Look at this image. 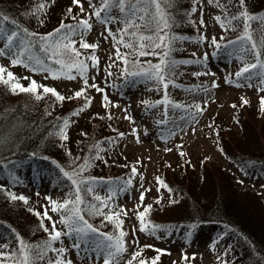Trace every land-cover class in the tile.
Listing matches in <instances>:
<instances>
[{
  "label": "trees",
  "instance_id": "16d2710c",
  "mask_svg": "<svg viewBox=\"0 0 264 264\" xmlns=\"http://www.w3.org/2000/svg\"><path fill=\"white\" fill-rule=\"evenodd\" d=\"M39 3L40 0H0V12L10 17L8 21L4 22L6 29L17 30L19 28L21 35H24L22 29L25 27L41 35L51 32L62 21L65 23L72 22L66 14L69 5L72 6L73 13L77 15V18L83 16L82 12L79 11V7L72 4V0H46L42 11H32ZM229 3L230 0H222V4L227 6V12L234 15L239 11L236 0H231L230 6ZM245 3L250 13L264 17V0H245ZM192 7L193 0H174V7L167 9L168 13L175 17V20L170 23V28L164 29V31L174 34L175 38L170 44L172 49L170 56L164 58L175 59L177 64L166 76L168 81L166 89L162 82L157 85L154 79H147L143 74L133 76L124 73V76L135 77L144 82L151 95L160 100H164L165 95L168 98L170 96L169 92L177 93L181 87L192 85V83L189 84L185 81L186 75H188L187 72L192 68L191 65L197 61V55L189 45L190 42L196 41L201 35L203 36L202 27L194 18L197 9L191 11ZM195 7H198L197 3ZM112 11L119 14L118 9ZM218 16L221 17L220 22L222 24L225 10L221 8ZM13 20L17 23H12ZM233 23L237 24L235 29L221 26L222 30L214 37L224 47V51L230 52L231 59L235 60V67L240 69L245 62H254V57L249 52L244 56V59L240 58L239 41L235 45L225 43L226 40H233L236 36L242 34L243 23L241 21H233ZM250 24L251 29L254 30L252 35L259 43L261 22L259 19H252ZM117 35L119 38V31ZM74 38L77 39V36ZM125 39L130 38L125 36ZM120 44L122 45L121 55L129 53L127 59L129 60L130 72L134 67L138 70V67H147L149 62L156 64L161 60L159 55L133 54L131 49L122 43ZM33 47L35 54L43 59L45 54L40 48L39 40ZM79 50L82 53L80 59L87 61L85 51L81 48ZM146 51L151 53L153 49L149 48ZM155 51L163 53L164 49L158 47ZM137 59L141 62L140 65L133 66L131 62ZM119 63L123 69L124 62L120 60ZM45 65H51L53 68L59 67L55 61H47L46 59ZM206 66L208 67V65ZM8 92L6 94L4 91L0 94V184L4 185L9 192L22 193L29 197V200L24 202L18 198L12 199L5 191L0 190V241L2 240L0 244L7 243L10 245V247L3 250L16 251L19 248L17 233L28 242H41L48 238V233L40 227V221L43 219L44 224L49 228L52 221L48 220L47 217L38 216L31 210L36 209L41 213L45 210L48 211L44 199L39 196L36 189H38L41 182L46 181L54 187L65 189L67 193L72 190V198L74 199V186L71 180L63 175L54 161H58L60 165L68 168L74 167L75 165L69 164V160L79 156L80 160L76 162L80 163L84 157L96 150L95 148L90 149L89 145H94L97 141L101 146L100 158H95L91 166L80 174L94 178L91 185L92 192L86 191L87 183L82 185L81 195L85 203L81 207L84 209L85 218L89 223L100 229L99 233H89L94 242L104 239L103 232L118 235L119 229L116 224L113 221L104 219L103 214L106 211V203L103 208H100L99 205L103 201L95 198L98 194L96 188L103 183L107 186L113 184L114 181L124 182L129 176H133L129 165L126 166L127 169L120 177L113 178L111 176L112 173L115 175L114 171L117 165L121 164L119 154L112 153L113 146L121 137L117 133L122 132V128L115 122L114 116L110 113L111 118H108L109 112H103L92 103V100L87 107L80 110L78 106L84 102L83 95L75 97L72 95L73 93H65L64 96H72V98L57 100L52 93L42 94L47 96V99H37L35 94L27 91H21L19 94L13 91L11 93L9 90ZM86 94L89 95L87 91ZM260 108V104L251 106L248 104L241 107L235 118V123L238 122V127H240L238 132L240 136L226 142L223 145V150L231 159L236 158L240 162L249 161L261 174L264 171V110ZM251 110L254 113L256 112L259 118L257 126L247 120V111ZM64 117L68 118L66 125L64 124ZM232 123L234 122L229 120L222 127H219L215 122L212 128L215 129L216 133L218 132L217 135H220L221 140L225 141L227 139L226 132L230 129ZM61 126L65 129L67 139H61L59 134ZM69 151L72 153L71 157L68 154ZM33 152H36L35 156L32 155ZM207 156L205 155L206 158ZM158 157H160L161 162L159 163L161 169L158 176L167 184V189L170 188L173 192L178 190L179 201L176 204L164 206L162 203L165 201L154 200L150 203L152 207L146 212L144 220L149 225L164 221L160 224L164 227L204 226L208 230L216 234L220 232L223 237L228 238L229 250L234 255L241 256L244 260L242 262L227 260L229 264H264V200L252 198L248 194L250 193L249 190L246 192L238 191V182L231 177V180H229V176H219L220 172L217 168L204 164L205 161L211 160V158L202 160L205 158L204 156L199 161H203L202 166L199 164L195 166L202 170L199 174L202 178H206L207 184L210 185V193L202 201H199V198L193 199V190L188 188L192 177L186 179L191 175L190 170L195 171L190 166V161L185 158L181 159V155L178 156V152L174 150L171 153L168 152L167 157H164V152H160ZM11 166L13 170L10 169ZM29 167L30 169H28ZM4 171L12 176L10 182L4 179ZM3 180L5 184L2 182ZM177 181H179V184H176ZM30 184L36 185V189L29 190L28 185ZM93 204L97 206L100 215L93 212L91 207ZM154 207L155 212L150 211ZM157 210L165 212L163 215L170 213L172 218L166 216L164 220L156 221ZM61 242L56 240L53 244L59 248L63 245V242L62 245ZM55 255L56 253L51 251L46 254L50 258H55ZM155 255L149 254V256H146L145 260L148 264H151V258ZM0 259L8 260L7 257H0ZM224 260L225 258L216 260L215 264H221ZM36 264H47V259L42 262L38 261ZM156 264L169 263L159 255Z\"/></svg>",
  "mask_w": 264,
  "mask_h": 264
},
{
  "label": "rangeland",
  "instance_id": "374dc122",
  "mask_svg": "<svg viewBox=\"0 0 264 264\" xmlns=\"http://www.w3.org/2000/svg\"><path fill=\"white\" fill-rule=\"evenodd\" d=\"M82 2L84 7L82 14L86 16L91 12L88 7L89 0H82ZM96 2L99 3V0ZM219 2L222 3V0ZM196 3L198 7L194 18L199 22L203 36L207 39L198 38L196 41L190 42L189 47L196 52L197 61L191 65L192 68L187 72L185 82L192 83V85L181 87L177 93L169 92L167 103L165 100L152 96L144 82L135 77L124 76L122 65L119 63L120 59L115 55L117 50L122 53V45L117 35L118 28L122 25L121 22L111 21L107 26L115 34V38L112 33L106 31L105 25L95 16H91L90 19L91 29L85 32V39L89 43L98 45L96 49L81 48L87 54L89 85L96 83L103 90L97 91L95 88L85 86L86 91L92 97L93 104L103 112H109L114 116L115 122L124 133L112 148V153L119 154V161L122 165H117L114 171L115 175L112 173L111 176L113 178L120 177L128 165L132 167L135 164L138 169V172L132 176L130 185L125 186L124 182L114 181L113 184L105 186L103 183L102 187L96 188L99 197L108 198L105 213L117 211L120 213L119 218L123 221L120 228L125 231L124 240L127 249L122 253L119 264H124L131 258L132 252L144 245H153L154 247H142L140 259H145L149 254L157 255V250L163 248L166 251L159 255L169 264H173V262L175 264H215L216 260L221 258L229 261H244L241 256L234 255L229 250L228 238L223 237L220 232L216 234L201 225L167 226L153 229L152 225L144 220L146 230H141L140 218L135 214L137 211L135 206L138 205L139 210H143L145 205L154 200L165 201L162 203L164 206L176 204L179 201L178 190L169 191L167 187L159 185L156 180L161 169L160 157H158L160 152H164V157H167L168 152L171 153L174 150L178 152L179 156L183 150L184 155H181L180 158L190 161V166L195 169V171L190 170L191 175L186 177V179L192 177L188 188L193 190V199L199 198V201H202L210 193V185L207 184L206 178H202L199 174L202 170L195 166L196 164L202 166L203 161L199 162L201 157L208 155L207 160L208 158L211 160L205 161L204 164L217 168L220 172L219 176H229V180L231 177L237 181L238 191L249 190L248 194L252 198L264 200V171L260 174L249 161H241V163L236 158L231 159L223 150V145L226 142L240 136L238 134L240 127H238V122L235 123V118L241 107L248 104L249 106L260 104L259 98L264 96V84L260 83L264 81V75L260 73L264 72V69L257 67L255 70H249L248 73L242 74L241 77H236L235 74L239 69L235 67V60L231 59L230 52L224 51V47L221 45L216 48L212 42V37L222 30L220 20L216 19L221 8L217 6L216 0H212V2L196 0ZM76 13L79 15L77 10ZM112 14L119 15L114 11ZM3 41L4 37L0 35V47L4 46ZM77 41L79 45L78 36ZM92 54L98 57L96 65L91 62ZM0 64L6 65L7 70L15 73L19 83L24 85L30 83L31 79H35L39 84L54 87L62 94L74 93L84 86L78 71H72L71 76L63 74L53 76L47 70L33 72L24 64H10L9 57L2 55H0ZM109 65H111L110 69ZM194 73L199 74L194 75ZM248 75L251 76L250 80L245 79ZM226 77H229L230 80H226ZM213 81L216 82L214 87L212 86ZM0 85V94L4 91L7 94L8 90L12 93L9 86L3 83ZM20 92L21 90L15 91L16 94ZM38 92L44 93L42 88H39ZM104 94L108 95L109 101H103ZM39 98L47 99V96L41 95ZM205 100H207V104L204 103ZM244 100H247V103H244ZM112 101L116 103H111ZM144 101L149 103L146 105ZM194 101L201 104L203 111L193 112L192 108L180 107V105L191 106ZM105 103H108L107 108L104 106ZM253 110L247 111V120L257 126L259 118ZM125 112L134 119L128 120L125 117ZM258 113L260 112L258 111ZM190 117L193 118L190 119ZM229 120L234 123L230 124L231 127L227 130V132L230 131L229 133L224 131L227 139L222 141L220 135H217L218 132L216 133L212 127L215 122L217 126L222 127ZM160 121H165V123H160ZM134 126L137 129L136 134L131 132ZM170 132L171 135H169ZM137 135L139 136L138 140ZM162 136L167 138L162 139ZM181 141L183 143H180ZM137 160L140 161L139 164L135 163ZM10 169L13 170V167L11 166ZM140 174H143V178ZM3 175L4 179L10 182L12 176L6 171ZM2 182L5 184L4 180ZM178 182L176 184H179ZM35 186L28 185L29 190L36 189ZM116 187L125 190L113 194L110 189L114 190ZM36 191L44 199L49 214L56 221V227L64 233L59 239L63 242L62 246L67 249L64 256L70 257L73 264H103V256H97L93 240H90L87 245L81 244L79 249L73 247V244L76 243L75 233L68 234L67 228L59 220L60 213L51 210V203L46 197L50 196L52 199L62 201L68 196L67 191L54 187L46 181L41 182ZM141 191L145 192L142 203L140 200ZM172 200L174 201L170 202ZM119 205H123V209L119 208ZM125 210H127L126 215L123 214ZM150 211L155 212V207ZM156 214V221L164 220L166 216L172 218L170 213L163 215L165 212L157 210ZM161 223L157 222L158 225ZM85 249H87V254ZM225 250H227L226 254H224ZM185 253L188 254L186 259L182 258ZM192 253H196V256L193 257ZM133 264H137L136 260H133Z\"/></svg>",
  "mask_w": 264,
  "mask_h": 264
},
{
  "label": "snow or ice",
  "instance_id": "6c2138e0",
  "mask_svg": "<svg viewBox=\"0 0 264 264\" xmlns=\"http://www.w3.org/2000/svg\"><path fill=\"white\" fill-rule=\"evenodd\" d=\"M212 2V0H209ZM46 0H40V3L35 6L32 11H42L45 7ZM217 6L225 10V16L222 21L221 26L228 28L231 27L235 29L237 24H234L233 21H241L243 23V30L240 36H236L233 40H226L225 43L227 45H235L238 41L239 51L241 53L240 58L244 59V56L251 52L254 57V62H245L243 66L236 72V77H241L242 74L248 73L249 70H255L257 66L261 69H264V17L256 16L253 13H250L247 10L245 0H236V4L238 5L239 11H237L234 15L227 12V6L220 3L219 0H216ZM231 3V0H230ZM229 3V6H230ZM72 4L79 6L80 12L84 11L82 0H72ZM196 0H193V7L191 11H195ZM88 7L91 10L89 14L86 16H81L77 18V15L73 13L72 6L69 5L67 8L66 14L70 17V23H65L64 21L61 24L53 29L51 32L44 33L43 35L39 33H35L30 31L28 28H23L22 32L24 35H21V30L18 28L17 30H8L5 27L4 22L10 19L9 16L0 12V35L4 37L3 47H0V55L9 57L10 64H24L26 67L31 68L33 72H38L42 70H47L53 76L56 75H69L71 76L72 70H77L79 75L82 77V83L84 86L80 87L78 90L74 91L72 94L75 97L84 96V102L80 104L78 107L80 110L87 107L92 97L86 94V87L95 88L97 91H103L98 84L93 83L89 85L88 77H87V68L89 67L88 63L85 60L80 59L82 53L79 50L80 48L84 49H96L98 45L96 43H89L85 39V32L91 29L92 24L90 22L91 16H95L97 20L101 21L105 27L106 31L112 33L111 28L107 27L111 21H119L122 23V27L118 29L120 36L119 42L124 44L127 48L132 50V53H138L139 55H159L161 56V60L156 63H148L147 67H136L130 72L128 64L129 60L127 57L129 53H125L121 55L119 50L115 53L118 59L124 62L123 72L125 74L130 75H139L143 74L147 79H154L159 83H163L165 89L167 88L168 81L166 80V76L172 70V68L177 64L175 59H165L164 57H169L171 52L170 44L172 40L175 38L174 34H170L169 32L164 31V29L170 28V23L175 20V17L171 16L167 9L174 7V0H99V3L96 0H89ZM118 9L119 15H113L112 10ZM217 20H221L220 16L216 17ZM259 19L261 22L260 27V37L259 43L253 37L251 29L250 20ZM43 22L42 20L40 21ZM12 23H17V21L13 20ZM203 23V20H201ZM115 38V34L112 33ZM79 37V45L77 46V39L74 37ZM125 36L130 39H125ZM201 39H207L201 35ZM39 40L40 48L43 50L45 54L42 59L41 56L35 54L34 44ZM212 42L216 46V48L220 47V43L216 40V38L212 37ZM250 45V47H248ZM158 47L163 48L164 52L160 53L155 51ZM153 49L151 53H148L147 49ZM15 49V51H13ZM45 59L47 61H55L59 67L53 68L51 65H45ZM91 62L93 65L98 63V57L95 54H92ZM191 62V61H185ZM133 66L140 65V61L133 60ZM111 65L108 66L110 69ZM6 73V77H5ZM110 74V73H109ZM199 73H194V75H198ZM264 75V72L260 73ZM245 79L250 80L251 76L248 75ZM95 80V77H93ZM226 80H230L229 77H226ZM0 83L9 86L10 89L15 92L17 90L27 91L36 95L37 99L43 94L38 92L39 88L43 89L44 93H52L55 95L57 100L71 99L72 96H64L61 92H59L56 88L51 87L46 84H39L35 79H31L30 83L27 85L19 83L18 78L15 73L10 70H7V66L4 64H0ZM264 84V81L260 82ZM216 82H212V86L214 87ZM103 101H109V97L107 94H104L102 97ZM167 95H165L164 100L167 103ZM260 107L261 110H264V96L260 98ZM111 103H116L112 101ZM147 105L149 102L144 101ZM207 104V100L204 101ZM244 103H247V100H244ZM104 106L107 108L108 103H105ZM182 108H192L193 112L203 111L201 108V104L198 102H193V105H180ZM98 115V114H94ZM125 117L128 120H133L134 117L128 115L125 112ZM111 118V114L109 113V117ZM193 117H190L192 119ZM68 123V118L64 117V124ZM160 123H165V121H160ZM193 131H195L193 129ZM131 132L136 134V127H132ZM59 134L61 139H67V135L65 134V129L63 126L59 129ZM87 135L86 133H84ZM119 136H123V132L117 133ZM172 133L170 132L169 135ZM137 140L139 136L137 135ZM162 139H166L167 137L162 136ZM180 143H183L181 141ZM90 149L95 148L96 150L92 152L90 155L83 158L80 163H77V160H80V157L77 156L75 159H70L69 164L75 165L74 167L68 168L64 165H60L58 161H54L60 168L61 172L65 177L71 180L72 185L74 186V199L73 191L70 190L68 196L62 201H58L56 199H52L50 196L46 197L52 206V211L60 213L59 220L68 230V234L75 233L76 243L73 244V247L79 249L81 244L87 245L90 240L93 238L89 235L90 232L99 233L100 229L93 226V224L89 223V221L85 218L84 209L81 207L85 201L83 196L81 195L82 185L87 183V192H92V182L94 180L93 177L87 175H80L85 171L87 167L91 166V163L95 158H100L101 155V146L99 141H97L94 145H89ZM166 151L168 149H165ZM69 156H72L71 151H69ZM183 150H181V155H183ZM33 156L36 155V152L32 153ZM207 159V158H205ZM105 162H107L105 160ZM139 160L135 163L139 164ZM138 172L135 164L131 167V173L134 175ZM141 178H143V174H140ZM156 180L159 185L164 187H168L164 180L157 176ZM125 186L130 185L132 183V177L124 181ZM0 190H3L7 193V195L12 199H19L21 201L27 202L29 197L21 194H17L14 192H9L4 185L0 184ZM125 189L116 187L113 191L115 192L123 191ZM169 191L171 189L169 188ZM145 192H140V200L143 202ZM96 199L102 200L103 202L99 205L100 208L104 207V204L107 203L108 198H101L98 194L95 196ZM93 212L96 215H100L98 208L96 205H91ZM123 205H119V208L123 209ZM137 208L136 216L140 218V228L141 230L145 229V221L144 217L146 212L151 209L152 205L147 204L144 206L143 210H139V206H135ZM38 216L47 217L48 220L52 221L51 226L45 225L43 219L40 221V227L44 229L45 232L48 233V238L41 242H28L19 236L17 233V240L19 243V248L16 251H4L3 249L10 247L9 244L3 243L0 244V257H7L8 260L0 259V264H36V262L44 261L47 259V264H73V261L70 257L66 258L63 254L67 252V249L63 246L57 248L54 246L53 242L59 240L61 236L64 234L61 229L56 227V221L52 219V216L49 214L47 210L42 213L36 209H31ZM124 215L127 214V210L124 211ZM104 215L105 220L113 221L117 228L119 229V234H111L108 232H103L102 236L103 240L95 242V251L97 256H103V264H119V260L121 258L122 253H124L127 249V244L124 240L125 231L120 228V225L123 221L119 218L120 213L117 211H107ZM164 227L163 225L153 224L152 228L157 229ZM15 231V230H13ZM62 245V242H61ZM142 247H154L153 245H144ZM142 247L137 251L131 253V258L126 260L124 264H133V260H136L137 264H148L145 259H140V254L142 251ZM56 253L55 258L47 257V252ZM87 254V249H85ZM166 249L160 248L157 250V255L151 258V264H156V261L159 259V253L165 252ZM227 250H225V253ZM187 253L184 254L182 258H187ZM193 257L196 256V253L191 254ZM219 259V257H218ZM175 264V262H173ZM221 264H229L227 260L221 262Z\"/></svg>",
  "mask_w": 264,
  "mask_h": 264
}]
</instances>
